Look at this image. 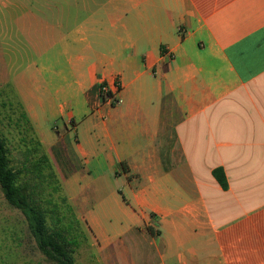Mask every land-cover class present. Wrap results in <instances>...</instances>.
I'll list each match as a JSON object with an SVG mask.
<instances>
[{"label":"crops","instance_id":"0c3cea01","mask_svg":"<svg viewBox=\"0 0 264 264\" xmlns=\"http://www.w3.org/2000/svg\"><path fill=\"white\" fill-rule=\"evenodd\" d=\"M5 85L108 264H264V0H0Z\"/></svg>","mask_w":264,"mask_h":264},{"label":"rangeland","instance_id":"374dc122","mask_svg":"<svg viewBox=\"0 0 264 264\" xmlns=\"http://www.w3.org/2000/svg\"><path fill=\"white\" fill-rule=\"evenodd\" d=\"M0 135L6 142L11 165L15 169L29 168L28 172L23 171L27 174L23 178L30 182L48 225L62 230L75 264H108L98 253L86 224L76 218V209L56 174H52L49 163L43 161L44 148L10 85L0 88ZM0 255L3 257L0 264H58L40 252L26 217L6 202L1 189Z\"/></svg>","mask_w":264,"mask_h":264},{"label":"trees","instance_id":"16d2710c","mask_svg":"<svg viewBox=\"0 0 264 264\" xmlns=\"http://www.w3.org/2000/svg\"><path fill=\"white\" fill-rule=\"evenodd\" d=\"M43 161L49 163L46 154L43 156ZM48 165L53 174L52 166L50 163ZM40 169L42 170V167ZM24 170L28 172L29 168L26 166ZM24 170L15 169L11 165L6 142L0 135V189L4 199L11 207L24 214L28 229L42 254L58 264H75L74 255L68 247V240L61 229H53L48 225L45 211L36 202L30 182L23 178L27 176ZM213 175L224 189L228 187L222 167L214 168ZM1 259L3 257L0 255Z\"/></svg>","mask_w":264,"mask_h":264},{"label":"built area","instance_id":"2783aa9c","mask_svg":"<svg viewBox=\"0 0 264 264\" xmlns=\"http://www.w3.org/2000/svg\"><path fill=\"white\" fill-rule=\"evenodd\" d=\"M120 86H121V83L118 81L115 86V90L112 91L107 85L100 84L99 91H100L101 96L104 99L109 100L112 103L116 104L120 101L119 97L117 96V92L119 91Z\"/></svg>","mask_w":264,"mask_h":264}]
</instances>
